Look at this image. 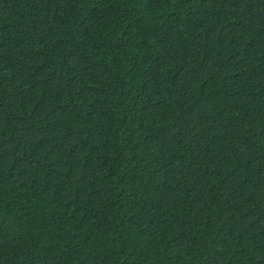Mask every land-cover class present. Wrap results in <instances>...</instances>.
<instances>
[{
  "label": "trees",
  "instance_id": "16d2710c",
  "mask_svg": "<svg viewBox=\"0 0 264 264\" xmlns=\"http://www.w3.org/2000/svg\"><path fill=\"white\" fill-rule=\"evenodd\" d=\"M0 264H264V0H0Z\"/></svg>",
  "mask_w": 264,
  "mask_h": 264
}]
</instances>
